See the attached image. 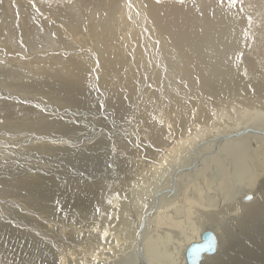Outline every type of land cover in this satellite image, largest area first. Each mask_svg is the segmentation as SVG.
Returning <instances> with one entry per match:
<instances>
[{
	"label": "bare ground",
	"instance_id": "bare-ground-1",
	"mask_svg": "<svg viewBox=\"0 0 264 264\" xmlns=\"http://www.w3.org/2000/svg\"><path fill=\"white\" fill-rule=\"evenodd\" d=\"M11 1L0 58L15 63L0 82L63 109L0 112V153L26 165L13 178L46 197L0 178V199L24 211L0 222L20 264H187L205 230L217 249L199 264H264V0H41L32 22ZM39 21L53 52L15 54Z\"/></svg>",
	"mask_w": 264,
	"mask_h": 264
},
{
	"label": "rangeland",
	"instance_id": "rangeland-1",
	"mask_svg": "<svg viewBox=\"0 0 264 264\" xmlns=\"http://www.w3.org/2000/svg\"><path fill=\"white\" fill-rule=\"evenodd\" d=\"M4 1L5 0H0V5L1 6H3V12L5 13H7L6 15H8V12H7V9H6V6L5 5H3L4 4ZM102 1V0H101ZM101 1L98 3V2H96L97 4H101V5H104V4H107V1H111V0H103L102 1V3H101ZM106 1V2H105ZM34 2V3H33ZM88 2V1H87ZM103 2H104V4H103ZM114 1H112V3H113ZM127 2V1H126ZM41 3V4H40ZM45 2H43V1H41V0H26L25 2H24V0H14V1H11V4H13V5H15L16 6V4H18V6H20V5H22V7H23V9H24V11L25 10H30L29 12H28V14L27 15H29V21H35L36 20V14H38V15H40V13H39V11L41 12V10H44V7H42V4H44ZM28 4V5H27ZM32 4V5H31ZM35 4V5H34ZM87 4V3H86ZM124 5H126V4H124ZM128 5V4H127ZM127 5H126V7H127ZM44 6V5H43ZM88 6L89 5H86L85 6V8H86V10H88L91 6H89V8H88ZM41 8V9H38V8ZM26 8V9H25ZM2 9V8H1ZM46 10V11H45ZM44 11L45 12H47V9H45ZM30 13V14H29ZM31 15V16H30ZM60 20L59 18H56V20ZM61 21H63V19L61 18ZM64 22V21H63ZM38 23H40V21L38 22ZM41 24V23H40ZM36 28H38V29H36ZM35 29H34V27H32L31 28V32H32V34H33V36H34V38L36 39V40H34L33 38H31V40L33 39V41H32V44L30 45V42H28V44H27V46H21L22 45V43H21V41L20 40H22V42H24V36L22 37V39H18V41H20V45H18L17 47L14 45V50L17 52V53H15V54H17V55H23L26 59L28 58H33V59H38V58H41L40 57V55H38L39 53H42V52H53L52 51V47L51 46H54L55 45V43H54V45L53 44H49L48 42H47V40L45 39V38H43L44 37V34L42 33L43 31H46V33H47V29L46 28H44L43 26H42V24L41 25H37V27H36ZM40 32V33H39ZM42 33V34H41ZM25 34V33H24ZM26 35V34H25ZM36 36V37H35ZM27 37V36H26ZM49 37H52V36H49ZM28 38V37H27ZM47 39H49L48 38V36H47ZM45 41V43L44 44H42L43 42ZM40 42H42L40 45H39V47H41V50H38L39 48H38V44L40 43ZM25 43V42H24ZM34 43H35V45H37V46H35L34 45ZM48 44H49V47H48ZM46 45V46H45ZM69 45H71V44H69ZM3 47V46H2ZM6 46H4L3 48H5ZM27 47L29 48V49H27ZM42 47H44L46 50H44V48H42ZM20 48V49H19ZM21 48H22V50H21ZM35 50V51H30V49L31 50H33V49ZM37 48V49H36ZM48 48H51L50 50L48 49ZM18 49V50H17ZM25 49V50H24ZM63 49V50H62ZM61 50L60 49H55L54 51H55V54H61V55H63V51H64V47L62 48ZM73 49V48H72ZM7 50V49H6ZM60 52H59V51ZM24 52V51H26L25 53H22L21 54V52ZM31 52V53H29V52ZM58 51V52H57ZM1 52V51H0ZM20 52V53H19ZM65 52V51H64ZM28 53V54H27ZM34 53H36V54H34ZM31 54V55H30ZM47 54V53H46ZM67 54V53H66ZM66 54H65V56H66ZM10 55H12V54H9V56ZM26 55V56H25ZM1 56V55H0ZM8 55H7V57L5 58V57H2V58H0V63H2L3 64V61H4V66L5 67H7L8 65V68H5V67H3V66H1L2 64H0V66H1V68H0V72H4L5 73V75L7 74V72L8 71H11L10 70V68L12 67V66H14V64L13 63H15L14 61H10L9 60V57ZM38 56V57H37ZM24 57H21L23 60H21V58L17 61V62H20V61H24ZM3 58H5V59H3ZM8 59V60H7ZM10 59H14V58H10ZM7 65V66H6ZM11 66V67H10ZM31 67H33V66H31ZM6 69V70H5ZM3 70V71H2ZM7 71V72H6ZM94 76V75H93ZM0 77H1V75H0ZM7 78H9V80L7 79ZM5 79V82H3V81H1L0 82V112L1 113H3V112H5L4 110H6L7 109V111L6 112H9V111H11V112H13V113H17V114H21L23 111L20 109L21 107H22V104H28V105H31V107L34 109V108H38V110L39 111H41V110H43V111H41L42 112V114L44 113V114H47V115H54L55 116V111H56V113H58L57 115H60L61 114V112L59 111V110H63V109H50V107H49V105H48V103H53V104H59V103H57V102H55V101H45V99L44 98H42V99H40V96L38 95V96H35V94L34 93H30L29 91L27 92V91H21V90H16V86H15V83L17 82V80L15 81V80H12L10 77H5V78H3V80ZM7 81V82H6ZM10 81H11V83H10ZM14 82V83H13ZM7 85V86H6ZM9 85V86H8ZM4 86V87H3ZM15 87L14 89H13V87ZM6 87V88H5ZM9 87H11V88H9ZM90 87L91 88H93V89H95V91L97 92V93H99V89L98 88H96V86L94 85V84H92V85H90ZM17 89H19V88H17ZM90 89V88H89ZM4 92V93H3ZM24 93V94H23ZM25 93H27V94H25ZM6 95V96H5ZM28 95L29 96H31V97H28ZM25 97V98H24ZM35 97H37V99L34 98ZM28 100H27V99ZM32 98V99H31ZM39 98V99H38ZM49 99V98H48ZM4 100H7V101H9V102H7V104L5 105L4 103H3V101ZM33 100V101H32ZM45 101L47 104H45V102H43V101ZM49 100H51V98L49 99ZM102 100V99H101ZM40 102H43V103H40ZM30 103V104H29ZM33 103H34V105H33ZM17 104V105H16ZM20 104V105H19ZM43 104V105H42ZM99 104H101V103H99ZM3 105V106H2ZM16 105V106H15ZM42 105V106H41ZM43 106H44V108H43ZM41 107H42V109H41ZM49 107V108H48ZM16 109H18V110H16ZM41 109V110H40ZM102 109V108H101ZM46 110V111H45ZM65 111H66V109H64ZM35 111H37V109L35 110ZM49 112H50V114H49ZM75 112V111H74ZM52 113V114H51ZM3 121H4V119H2ZM1 120V121H2ZM0 121V129H2L3 128V123L5 122H1ZM220 124V123H219ZM2 127V128H1ZM3 131H6V132H4V133H6V134H8V133H10V132H8V129L6 130V129H4ZM3 131H1L0 130V133H2ZM55 136H57V135H54L53 137H55ZM0 137L2 138H4L5 137V135H0ZM25 137V136H24ZM6 138H7V135H6ZM9 139H7L6 140V142L5 143H7L6 145L10 148V147H13V145H11V143L13 142V138L12 137H8ZM18 138V137H17ZM9 140V141H8ZM10 140H12V142L10 141ZM24 140H27L26 138H24ZM10 144V145H9ZM36 144V145H35ZM5 145V144H4ZM40 145H45V143H42V138L40 139H37V142H34L33 144H31V145H29V146H38V147H40ZM33 151H39L38 150V148H36V149H34ZM0 154H6L7 156H6V160L5 161H3V162H0V178H4V180L2 181V184L3 185H5V186H7V187H9L10 189H11V187H12V185H13V187H12V189H13V191H15L17 194H19L20 196H22V195H30L31 197H40V198H37L36 200L37 201H40L41 203H45L46 204V197L44 196V191L43 190H39V188L37 189V188H28V187H26V186H24L22 183H19V181H17V180H15L14 178H13V176H12V173L13 172H20V171H22L25 167H26V165L24 164V162H22V161H17V160H13V159H11V158H9L8 156L10 155V152H8V153H0ZM11 154H12V152H11ZM22 156L23 157H25V158H28V148L27 149H25V150H23V152H22ZM41 156V155H40ZM191 157H192V155L191 154H189V158L188 159H191ZM178 160H180V154L178 155ZM10 165V166H9ZM4 170H5V172H4ZM2 171V172H1ZM8 176H9V178L11 179L12 178V180H10L9 178H8ZM14 181H16V182H14ZM9 182V183H8ZM19 183V184H18ZM14 185H15V187H14ZM28 188V189H27ZM11 189V190H12ZM39 190V191H38ZM1 194H2V198L0 199V207L1 208H3L5 211H6V213H8L7 214V217H3V215L0 213V222H2L3 223V221H5V224H4V226H5V228L9 231V229H11V228H13L15 225L14 224H12V217H18L19 215H22L23 213H24V211H22L19 207H18V205H16L15 203H10L9 202V200H14L15 198H13V197H5L4 198V196L6 195L3 191H1ZM4 204V205H3ZM3 206V207H2ZM24 208H26L25 206H23ZM8 217L10 218V219H8ZM31 219H35L36 220V217H30ZM23 220H25L26 221V223H29L28 224V227H27V229L29 230L30 229V226H31V224H30V222H29V220L27 219V218H24ZM8 225V226H7ZM14 229V228H13ZM35 239V238H34ZM0 248L2 249V250H0V253H5V254H8L9 255V261L6 263V264H20V261H19V257H22L23 256V254H24V249H18V248H14V246L12 245V243L8 240V237L6 236L5 238L3 237L1 240H0ZM37 260H39V256L38 255H36V254H33V255H31L30 256V263H32V262H36ZM0 264H2V262L0 261Z\"/></svg>",
	"mask_w": 264,
	"mask_h": 264
},
{
	"label": "water",
	"instance_id": "water-1",
	"mask_svg": "<svg viewBox=\"0 0 264 264\" xmlns=\"http://www.w3.org/2000/svg\"><path fill=\"white\" fill-rule=\"evenodd\" d=\"M240 187L236 188L238 192ZM250 197V198H249ZM252 193L245 192L242 199L245 201L251 200ZM114 198L119 200V195L114 194ZM217 249V236L212 230L202 231L200 240L191 242L185 249V257L187 264H199L206 255L213 254Z\"/></svg>",
	"mask_w": 264,
	"mask_h": 264
},
{
	"label": "snow or ice",
	"instance_id": "snow-or-ice-1",
	"mask_svg": "<svg viewBox=\"0 0 264 264\" xmlns=\"http://www.w3.org/2000/svg\"><path fill=\"white\" fill-rule=\"evenodd\" d=\"M249 198H250V197H249ZM96 211L98 212V211H99V208H97Z\"/></svg>",
	"mask_w": 264,
	"mask_h": 264
}]
</instances>
